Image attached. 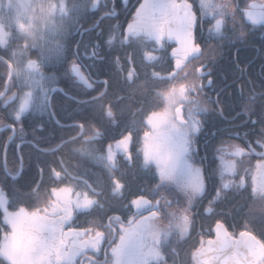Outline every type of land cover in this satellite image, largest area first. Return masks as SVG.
<instances>
[{"label":"flooded vegetation","instance_id":"af4514ba","mask_svg":"<svg viewBox=\"0 0 264 264\" xmlns=\"http://www.w3.org/2000/svg\"><path fill=\"white\" fill-rule=\"evenodd\" d=\"M165 2L168 0H0V78L4 84L0 93V122H4L0 125V229L8 230L4 223L5 208L8 213L22 208L29 214L28 218H21L23 227L35 232L39 216L32 220L31 214L46 207L49 201L67 202L68 189L72 194L86 193L97 204L87 210L70 209L71 217L62 225L64 233L70 228L80 232L93 229L94 222L107 224L110 216H119L127 223L132 216L126 220L125 215L137 212L125 198L124 188L120 196L113 194V179H118L123 167L133 166V160L126 161L122 148L116 146L114 139H122V133L130 128L132 144L129 153L132 157L136 152L144 156V137L147 129L150 131L147 121L160 111L143 114L149 101L135 98L133 92L121 94L119 87L135 89L140 80L158 81L163 85L177 72L175 59L183 54H173V50L180 49L181 45L174 35H167L168 27L175 29V24L165 26L164 36L157 41L160 45L154 44L151 41L154 37L143 28L126 41L123 34L129 24L136 23L134 17L142 4ZM175 2L178 5L186 2L189 13H193L192 21L196 19L195 43L201 50L194 60L189 57L190 65L175 79L185 73L193 74V64L196 69H202L204 75L212 71L197 65V59L204 55V36L210 40L212 35L221 39L229 23L242 21L237 19L239 14H245L251 23L255 18H261V22L253 24L264 25V0ZM222 3L226 5L223 11L218 7ZM146 18L142 14L140 19ZM217 19L223 21L219 30L215 27ZM147 53H151L154 59H148ZM209 56L212 57V53ZM177 67H180L179 61ZM131 68L135 69L133 84L125 79ZM154 73L159 74L158 77ZM209 81L211 84V79ZM44 91H47L45 103L40 101L34 105L35 95ZM107 103L113 107L114 120L105 114L104 105ZM41 119L42 122L37 123ZM50 122L73 130L65 132L63 140L54 141ZM80 124L86 126L84 135H81ZM92 127L98 128L100 135L85 143V137L92 134ZM54 142L58 144L53 145ZM108 144H112L117 158L112 176L106 167ZM26 163L32 167L35 165L39 172L30 186L24 184ZM7 181H14L13 194L5 189ZM37 204L39 207L35 208ZM98 236L99 233L96 238ZM212 237L204 238L203 246ZM82 238L88 239L87 236ZM73 239L69 235L67 242L71 243ZM117 241L118 237L112 246L101 241L102 251L96 254L86 249V256H76L74 264H87V259L99 260L101 264L110 259L111 264H116L112 247ZM17 255L24 254L18 252ZM23 264H28L27 258ZM40 264H57L56 254L48 251ZM60 264L67 262L61 261ZM147 264H159V261Z\"/></svg>","mask_w":264,"mask_h":264},{"label":"trees","instance_id":"16d2710c","mask_svg":"<svg viewBox=\"0 0 264 264\" xmlns=\"http://www.w3.org/2000/svg\"><path fill=\"white\" fill-rule=\"evenodd\" d=\"M237 19L242 21L229 23L221 39L212 35L210 40L204 36V55L197 59V65L212 71L200 80H196L199 73L189 72L176 79L167 78L163 85H159L158 81L140 80L135 89L119 87L121 94L133 92L136 93L135 98L148 100L143 110L146 114L147 111H161L165 104L168 105L169 91L177 90V85L186 84L188 87L196 83L204 86L200 92L202 129L194 141L196 151L192 157L204 170L206 190L191 207L189 234L180 236L179 232H174L162 244L161 254L166 264H199L197 252L203 246L204 238L214 236L213 228L217 220L225 223L235 235L247 230L264 242V200L254 193L252 182L260 162L264 161V154H259L264 150V25L249 22L245 14H239ZM210 79L211 84L208 83ZM3 90L0 78V93ZM3 124V121L0 122V125ZM69 130H73L72 127L66 129L50 122L54 141L63 140V134ZM231 146L243 149L245 154L238 159L237 173L231 178L234 185L225 188L219 198H214L225 180L220 176V151ZM40 161L43 163L42 159ZM26 165L24 184L30 186L39 172L35 165ZM117 177L124 185L125 198L130 202L140 195L149 200L163 195L173 200L175 206L174 198L181 196L178 186L161 180L155 164L144 165V156L139 152L133 155V166L123 167ZM244 177L247 183L235 187ZM4 186L8 192H15L14 181H7ZM177 205L180 206L179 203ZM207 208L212 209L211 214L206 213ZM172 209L167 211V208H162L165 222H170L169 210ZM132 213L124 218L128 220Z\"/></svg>","mask_w":264,"mask_h":264},{"label":"snow or ice","instance_id":"6c2138e0","mask_svg":"<svg viewBox=\"0 0 264 264\" xmlns=\"http://www.w3.org/2000/svg\"><path fill=\"white\" fill-rule=\"evenodd\" d=\"M218 7L223 11L225 10L226 5L222 3ZM157 13H159V16L156 15ZM142 14L147 18L141 20L140 18ZM192 15L193 13H189L186 2L178 5L175 0H168V2L165 3L142 4L134 17L136 23L128 25L127 32L123 34V39L126 41L130 36L135 35L136 31L143 28L147 31L150 37H154L151 41L156 45H160L161 43H158L157 41H160L164 36L165 26L170 24L177 25L175 29L173 27H168L167 31V35H174L181 45L180 49L173 50V54L175 55L176 52H182L183 54L182 57H177L175 59V68L177 69V72L171 76V78L174 79L177 74L190 65L188 63L189 57L191 56L194 60L201 52L199 45L194 42L193 38V28L196 20L194 22L192 21ZM248 15L249 18H251V14L249 13ZM253 23H255V20H253ZM222 24L223 21L217 19L215 21L216 29L219 30ZM109 42H111V38ZM189 42L191 47L187 46ZM146 55L148 59H154L151 53H147ZM129 59L131 63L134 64L131 57H129ZM178 61L180 62V67H177ZM117 64H119L118 60ZM193 68L195 72L199 73L197 78L200 80L204 76L202 69H196L194 64ZM134 72L135 69L131 68L128 71V75L125 77L130 84L135 82ZM153 75L158 77L159 74L154 73ZM89 87H91V84H89ZM203 87L202 84H199L196 88L192 86L185 87L183 97L185 98L186 104L182 106L178 112L174 113L163 122H157L155 120L147 121L151 131L146 133L145 148L143 149L144 165L147 166L150 162H155L161 180H169L173 177L183 179L186 171L192 174L193 178L187 179V186L190 189L188 194L189 207H182L179 211H173L172 219L163 232H152L146 226L150 225V221H155L158 218L161 208H171L172 201L163 195L159 196V199L153 200H149L146 196L140 195L138 199L131 200L130 206L134 205L137 209H140L143 205H150V208H154L155 211H150L148 217L142 216L137 211L132 213V218L125 223V221L119 216H110L107 224L94 222L93 229H85L83 232H80L70 228L68 233H64L62 225L65 221L70 219V209L87 210L90 206L97 204L94 200H90L86 193L72 194L71 189H68L69 199L67 202L58 201L57 199L49 201L46 207L38 209L31 214L32 220H35L39 216V223L36 225L35 231L47 232L46 240L49 244L48 251L56 254L57 264H60L61 261H66L67 264H74V258L76 256H86V249H91L93 254L99 253L102 251L100 248L101 241L112 246L115 244L117 237L120 243L118 246L112 247L113 254L118 258L123 250L127 251L129 255H133L136 253L137 249L142 246L146 236L149 235L151 236L154 248L159 249V251L154 250L152 255L158 259L159 264H166V261L160 254L162 244L166 242L167 237L172 232L173 228L179 230L180 236H183L187 232L190 224L188 213L193 204V197L197 194L203 195L205 190L200 169L190 168V166H188L183 160V157L192 149L190 134H195L200 131V120L195 115V112L198 110L199 94ZM193 92L196 93L195 96L192 95ZM104 111L107 117L113 118L114 120L115 113L111 103L104 105ZM79 128L82 130L81 135H84L86 126L80 124ZM92 130V134L85 137V143H89L94 137L100 135V130L98 128L92 127ZM121 136L123 138L114 140V143L117 147L122 148L126 161H132L133 157L128 150V144L132 140L130 128L122 133ZM106 153V167L112 176L117 167V158L112 151V144L107 145ZM236 154H243V150L237 148ZM56 175L59 176L57 173ZM242 184L243 179H241L240 184L235 185V187L239 188ZM228 187H230L229 184L222 185L214 198H219L220 193ZM123 188L124 185H122L118 179H113L112 190L114 195L120 196ZM258 192L261 199L264 200V176L261 177ZM73 195L75 198H73ZM205 211L209 214L212 213L211 208H207ZM28 216L29 214L25 213L22 208L14 215L8 213L5 208V219L10 220L14 229L17 227H23L21 218H28ZM223 228L224 225L217 220L216 229L220 230ZM90 232H94V234L89 235ZM97 233H99L98 238H96ZM69 235L74 237L71 243L67 242V237ZM84 236H87L88 238L86 241L82 238ZM221 236L223 237L222 240L220 239ZM161 237L164 239H161ZM240 237V240L233 241L231 240V235L226 229L222 233L218 231L220 250L223 251L225 248H243L246 249L252 257L259 259L260 264H264V242L256 239L255 236L246 231L241 232ZM133 238L138 240V244L135 246V252L132 250L130 244ZM209 243H211V241H209ZM66 245L67 251H65ZM103 251L106 253L107 250L104 249ZM81 264H84V262H81ZM87 264H101V262L99 260L87 259ZM103 264H111V260L105 259Z\"/></svg>","mask_w":264,"mask_h":264},{"label":"rangeland","instance_id":"374dc122","mask_svg":"<svg viewBox=\"0 0 264 264\" xmlns=\"http://www.w3.org/2000/svg\"><path fill=\"white\" fill-rule=\"evenodd\" d=\"M256 22H261V18H255L254 19ZM186 74V73H185ZM184 75V74H183ZM198 78H196L197 80ZM187 85L185 84L182 86H179V88H177V90H170L169 91V104L164 106V108L160 111V113H154L149 117V120H155L157 122H163L165 119L171 117L174 113L177 112V109L181 106V105H185L186 101L185 98L183 97V91L184 88ZM192 87L196 88L198 87V84L194 83V86L192 85ZM47 94V91H44V93H42L41 95H35L34 98V105H38V103L41 101H44V97ZM193 96L196 95L195 92L192 93ZM33 100V99H32ZM201 99H200V94H199V101H198V110L195 112V115L197 116V118L200 120V131L202 129V118H201V112H202V106L200 105ZM45 103V101H44ZM151 131V129H150ZM147 129V133L150 132ZM200 131L198 133L195 134H190V140L192 143V149L183 157L184 162H186V164L188 166H190V168L192 169H200L201 171V176L205 185V190H206V181H205V176H204V170L202 168V166H199L195 160L192 157V154L196 151L195 148V144L194 141L196 139V137L198 136V134L200 133ZM146 136V135H145ZM144 148H145V137H144ZM143 148V149H144ZM236 146H231V147H227L224 148L220 151V159H221V164H220V176L222 178H224L225 180L222 181V185L224 184H229L231 188L234 185V181L233 179H231L233 176L236 175L237 173V168H236V164L238 163V159L244 154V150H243V154L241 155H237L236 151H237ZM241 149V148H239ZM144 152V151H143ZM155 164V162H150ZM156 165V164H155ZM233 165H234V170H233ZM264 161H261L257 170H256V175L253 177V190L254 193L257 195H260L258 192L260 183H261V177L264 176ZM157 168V166H156ZM159 172V170H158ZM193 178L191 173H188L186 171V174L184 176L183 179H179L177 177H173L172 179L169 180H163L164 182H168L171 184H174L176 186H178L181 189V198H183V205L180 207H176V209L174 211H179L182 207L183 208H188V194L190 189L187 186V179H191ZM255 180V182H254ZM247 183V178H243V184L245 185ZM240 184V182L238 183ZM227 189V188H226ZM205 190L203 192V194L205 193ZM201 195L197 194L196 196L193 197V204L195 202V200ZM192 204V205H193ZM192 207V206H191ZM190 207V209H191ZM136 208V207H135ZM150 208V205H143L140 209L136 208V211L138 212H142L145 211L147 209ZM172 210L169 211V213H171L172 215ZM189 217H190V222H191V213L189 211ZM150 225L146 226L148 229H150V231L152 232H163L167 226L169 225V222H165L160 216L155 220V221H150L149 222ZM190 224L188 227L187 232L184 235H188L190 232ZM174 232H179L178 229L173 228L172 232L168 235L167 238L171 237L172 234ZM161 239H164L163 237H161ZM119 239L117 241V244L114 246H118L119 245ZM131 246H132V250L135 252L136 248L135 246L138 244V240L136 238H133V240L130 242ZM159 251V249L154 248L151 236H146V239L144 240L142 246L137 249L136 253L133 255H129L127 251H121L119 257L117 258L116 255L113 254L114 259H116L117 261L115 262L116 264H147V263H151V262H157L158 259L152 255L153 251ZM161 250V248H160ZM161 254V252H160ZM162 255V254H161Z\"/></svg>","mask_w":264,"mask_h":264},{"label":"clouds","instance_id":"9594fccd","mask_svg":"<svg viewBox=\"0 0 264 264\" xmlns=\"http://www.w3.org/2000/svg\"><path fill=\"white\" fill-rule=\"evenodd\" d=\"M18 211L10 214L14 215ZM4 223L8 225V230L0 229V264H23L25 258L28 264H40L49 249L46 232H34L26 226L14 229L10 220L5 218ZM18 252L24 255H17Z\"/></svg>","mask_w":264,"mask_h":264},{"label":"water","instance_id":"95a60500","mask_svg":"<svg viewBox=\"0 0 264 264\" xmlns=\"http://www.w3.org/2000/svg\"><path fill=\"white\" fill-rule=\"evenodd\" d=\"M195 20L196 19L194 18V21ZM195 29H196V22H195L194 28H193L194 42H195ZM188 45H191L190 42ZM7 91L8 90H6V92ZM178 110H177V112H178ZM131 144H132V140L128 144V149L130 148ZM59 147H61V146H59ZM55 150H51V151H55ZM150 211H155V209L151 208V209L141 213V215L146 214L148 217L150 214ZM222 224L224 225V228L220 229V230H217L216 225H215V227H214L215 237L207 240L205 246H203L198 251V259L200 261V264H260V260L252 257L251 254L246 249H243V248H241V249L225 248L223 251L220 250V243L218 242V231L222 233L226 229L227 232L231 235V240L236 241V240L241 239L240 234L238 235V237L233 236L232 233L226 227V225L224 223H222ZM246 232H248V231H246ZM250 234L255 236L253 233H250ZM220 239L222 240L223 237L221 236ZM256 239L260 240L258 237H256ZM209 241H211V243H209ZM237 253H239V254H237Z\"/></svg>","mask_w":264,"mask_h":264}]
</instances>
